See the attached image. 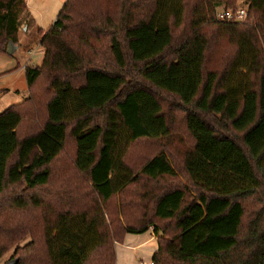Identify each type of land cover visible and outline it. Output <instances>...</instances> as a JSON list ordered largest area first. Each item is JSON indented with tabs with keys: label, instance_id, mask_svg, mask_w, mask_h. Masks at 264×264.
Segmentation results:
<instances>
[{
	"label": "trees",
	"instance_id": "trees-1",
	"mask_svg": "<svg viewBox=\"0 0 264 264\" xmlns=\"http://www.w3.org/2000/svg\"><path fill=\"white\" fill-rule=\"evenodd\" d=\"M168 1L65 0L37 31L28 96L0 113V258L115 264L152 228V264H264V0L255 25L215 20L234 0ZM23 9L0 0V53Z\"/></svg>",
	"mask_w": 264,
	"mask_h": 264
},
{
	"label": "rangeland",
	"instance_id": "rangeland-1",
	"mask_svg": "<svg viewBox=\"0 0 264 264\" xmlns=\"http://www.w3.org/2000/svg\"><path fill=\"white\" fill-rule=\"evenodd\" d=\"M24 1L25 9H23L19 15L20 25L17 33V43L11 45V55L0 53V72L5 73L0 76V113L13 105L20 103L28 96L23 68L27 65H39L42 59L41 56L44 54V49L40 46L42 36L40 35V32L37 34V28L38 30L47 31L56 21L65 2V0ZM164 5L166 6V10L160 11V17H164L170 11L177 12L179 10V0H169ZM239 6L247 8V18L243 24H253V20H249V7L245 0H234L232 8H226L224 5L216 7L214 12L215 20L217 21L216 14L221 9L234 10ZM8 45L5 47L6 52ZM233 53L234 48L227 43L226 39H222L220 42L211 43L208 51V70L216 71V73L220 75L227 66L223 57L233 55ZM178 180L184 182L182 177H179ZM178 180L176 179L175 181ZM1 208L3 209V205ZM149 231L153 233L152 228H150ZM148 237L149 234L147 235V238ZM30 239L29 236L25 237L18 244L19 249H22ZM148 248H150V246H143L141 252H147ZM14 250L15 247L8 250V252L0 258V264H14L12 259L15 257L19 258L23 252V250L18 251V253L15 252V256H13ZM137 258H139L138 255L134 261L139 264L140 261Z\"/></svg>",
	"mask_w": 264,
	"mask_h": 264
},
{
	"label": "crops",
	"instance_id": "crops-1",
	"mask_svg": "<svg viewBox=\"0 0 264 264\" xmlns=\"http://www.w3.org/2000/svg\"><path fill=\"white\" fill-rule=\"evenodd\" d=\"M41 57L43 58V55ZM4 74L0 72V76ZM148 234L149 237L147 238ZM143 246H150V248H148L147 252H141ZM157 248V236L151 231L142 235L126 234L123 243L115 246V264H137L134 261L137 255L139 257L137 259L140 261L139 264H152V256L157 252Z\"/></svg>",
	"mask_w": 264,
	"mask_h": 264
},
{
	"label": "built area",
	"instance_id": "built-area-1",
	"mask_svg": "<svg viewBox=\"0 0 264 264\" xmlns=\"http://www.w3.org/2000/svg\"><path fill=\"white\" fill-rule=\"evenodd\" d=\"M247 18V8L244 6L236 7V9H221L216 14L217 21L223 23H243Z\"/></svg>",
	"mask_w": 264,
	"mask_h": 264
},
{
	"label": "water",
	"instance_id": "water-1",
	"mask_svg": "<svg viewBox=\"0 0 264 264\" xmlns=\"http://www.w3.org/2000/svg\"><path fill=\"white\" fill-rule=\"evenodd\" d=\"M11 52H12L11 44H9L8 47H7V52L6 53L9 55V54H11Z\"/></svg>",
	"mask_w": 264,
	"mask_h": 264
}]
</instances>
